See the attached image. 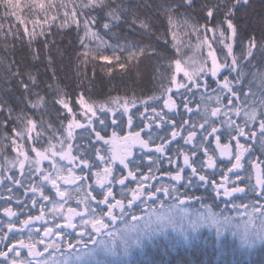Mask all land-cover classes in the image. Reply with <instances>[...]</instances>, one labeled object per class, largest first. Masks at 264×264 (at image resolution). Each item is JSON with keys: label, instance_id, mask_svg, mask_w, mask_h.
<instances>
[{"label": "snow or ice", "instance_id": "obj_1", "mask_svg": "<svg viewBox=\"0 0 264 264\" xmlns=\"http://www.w3.org/2000/svg\"><path fill=\"white\" fill-rule=\"evenodd\" d=\"M250 5L251 0H217L215 4L200 6L207 19L204 24L192 25V34L198 35V28H203L205 32L211 31L213 34L218 32L219 42L224 45L228 53L222 62L214 52L209 51L211 67H208L205 61L201 67L193 71L187 67L188 61L179 58V49H177V57L167 64L165 79L170 82L166 91L171 93L173 85L177 90L185 89L188 92H191L192 87L211 90L216 104L212 107L210 115L215 118L224 117L220 122V128L207 115L199 124L193 121L191 116L193 109L187 99L184 108L189 116L183 119L181 124H177L175 119L168 117L166 113L158 112L155 107H151V111L156 114L155 117L149 116L147 118L149 122L144 123L138 131L131 130L133 116L129 114L127 101L120 116L116 115L118 109L107 105L99 106L100 113H112L111 124L114 126L119 123L122 128L123 116L127 115L130 131L124 138L131 139L133 145H138L149 153L157 154L155 158L152 155L147 157L149 160V164L146 165L147 172L141 170L139 162L135 169L130 166L132 161L128 157L134 156L132 152L119 158L113 156L109 160L103 154L102 147H96V142L108 143L101 134L102 130L108 127L106 123L108 116H101L95 111V105L86 103L83 93L76 99L75 104L85 110L80 115L85 117L87 124L76 118V112L67 94L57 89L54 102L61 108L67 109L68 116L72 119L68 117L60 119L61 127L55 129L59 135H50L47 146L43 140L44 129L38 128L33 116L26 115L23 108L17 111L7 102L0 101V129H3V136L0 138L2 145L0 185L7 179L10 182L7 191L10 194L14 191L11 185H16L17 189L24 188L25 199L22 201L17 195L15 197L17 205L24 204L27 207L29 191L34 194L31 198L33 207L40 203L35 198L36 193H39L43 201L51 203V207L41 204L39 215L29 214L27 219L20 221L22 227L19 228H16L15 221L11 219L17 216V211L12 207L3 208V213L9 217V220L6 223L0 222V244L3 245L0 247V264H129L133 250L142 249L146 243H151L158 237L170 240L169 231L182 237L185 242L201 229H207L210 232L214 231L217 239L225 233H230L231 236L238 238L241 248L250 249L257 244H264V67L256 68L254 63L257 59L264 61V32L259 39L255 33H252L246 41H242L243 51L240 57L234 52L235 38L239 34L235 24L236 12ZM182 6L193 10L196 7L194 0H180V3L161 0L155 8L158 15H166L171 27L179 15L186 17L185 23L190 19L186 13L178 15V9ZM143 7L151 9L153 5L148 0H144ZM24 8L35 13L37 19L24 17L21 14ZM41 12L44 14L45 23L48 19L57 21L60 13L63 12L64 19L59 26L70 27V21L75 24L85 59L91 52L89 40L98 38V32L95 30L98 24H101L107 32H111L120 24H125L129 28L135 25L144 31L152 30L151 18H140L135 8L131 10L129 20V6L124 0H59V3L56 0H48L47 3L44 0H29L24 4H21L20 0H0V15L4 18L12 17L18 24L24 26V36L28 37L29 50L35 53L34 60L40 58L38 50L32 47L36 33L33 29L29 34L27 23L31 21L34 26L39 24L38 16ZM49 13L55 14L49 16ZM220 13L223 14V20H217L215 26H211L213 18ZM224 25L227 26V31ZM4 28L5 20H0V35H3L5 40L9 36L17 40L23 39L18 29L15 33L12 32L11 22L8 23L6 32ZM40 35L45 37L44 48L48 50L49 43L43 29ZM124 50L121 48V51ZM148 51L147 47H140L138 51L129 50V60ZM151 51L155 52L156 49ZM96 58V55H92L93 60ZM99 58L111 63L108 56L101 55ZM229 58H231L230 64ZM47 59L51 66V57L48 56ZM115 59L119 61L120 56H115ZM14 64L15 61L9 63L6 57H0V69L5 70L4 79L6 80L8 75L16 78L24 91L27 106L33 110H41L46 99L40 93L33 91L38 86L37 77L31 72L22 74L19 67L13 71ZM246 65L256 70L249 73ZM120 66L124 67L123 64ZM225 71L227 74H224ZM181 73L184 79L178 80ZM209 74L216 88L211 87ZM25 75L30 83L25 81ZM53 78H55L54 72ZM185 80L187 83L184 82ZM48 87L51 88V84ZM161 89L162 92L165 90L163 83ZM241 96L244 97L243 100ZM211 98L210 96L209 99ZM157 99L164 97L162 94L149 96L140 103L145 105L147 111L150 107L148 101ZM113 103L116 101L114 100ZM135 103L136 101L133 100L131 106L135 107ZM164 104L169 111L177 107L171 96L164 99ZM204 112L207 113V108ZM89 113L91 115H88ZM62 115L57 110V116ZM141 116L143 117L142 113ZM65 120H67L66 129H64ZM97 121L102 126L101 129L96 127ZM165 122L172 126L170 138L157 134L154 140L151 131L153 124L156 128H160ZM43 123L42 117L40 124ZM9 124H11V133L8 131ZM48 124L49 129L54 128L50 119ZM207 125L211 126L210 130ZM224 127L227 128V133L221 131ZM77 128L84 130L78 135L87 134L90 140H93L94 135L91 147L95 148L96 160L103 165L102 177L99 170L93 171L94 167L99 169V165H95L90 159V149L82 151L79 156L72 151L70 141L74 138V131ZM197 128L200 129L199 132ZM145 129L148 131L145 132ZM112 135L114 137L117 135L115 127ZM225 135L229 138L227 143L223 142ZM178 138L183 140V146L175 150L170 149V145L177 142ZM9 141L12 152L16 153L15 157H10L6 151ZM232 141H235L234 146ZM249 141L251 143H248ZM213 142L215 148L212 147ZM66 144L67 150H65ZM257 145L260 148V155L253 160L251 157ZM29 146L31 152L28 150ZM217 152L221 160L227 158V165L220 173L216 172ZM56 157H59V160L55 159ZM45 161L49 162L51 170L42 166ZM60 161H67L69 165L67 175L63 174L65 165L60 164ZM117 161L123 170L127 171V175H123V172L120 175L114 174L113 169ZM165 162L168 168L161 170ZM153 165H158L155 171ZM248 165L253 171L259 169L255 184L251 183V175L247 177L248 183L245 184L243 173ZM78 166L80 174H74L73 169ZM13 170H18L20 178H17ZM186 170H190L187 176ZM137 172L140 173L139 176ZM217 175H220L221 183H217L215 179ZM32 177H38L41 182H35ZM92 177H96L94 182L100 189L99 193L92 187ZM161 177H165L166 182L161 180ZM129 179L135 182V187L126 183ZM194 180L201 183L197 185ZM182 182L185 189L201 186L207 190L211 185L213 203L219 210H213L212 204L204 203L202 196L190 195L187 191L181 193L177 185ZM61 183L75 185L77 195L73 196L68 190L62 189ZM85 183L88 184V190L81 198L82 185ZM46 184H50L55 190V198L45 192ZM117 184L121 186L119 197L116 196L115 190ZM3 198L0 196V199ZM7 199L12 200L13 196L9 195ZM73 200L75 206L71 203ZM194 202H198L203 211H190L189 207ZM220 204H223L222 208L219 207ZM39 221H43V225L34 223ZM4 227L7 228V232L2 231ZM25 228H28V239L13 241L9 233H13L14 230L23 233ZM33 231L39 238H33ZM41 245L43 247H40Z\"/></svg>", "mask_w": 264, "mask_h": 264}, {"label": "trees", "instance_id": "obj_2", "mask_svg": "<svg viewBox=\"0 0 264 264\" xmlns=\"http://www.w3.org/2000/svg\"><path fill=\"white\" fill-rule=\"evenodd\" d=\"M26 2H29V0H20L21 4ZM44 2L47 3L48 0H44ZM56 2L59 3V0H56ZM124 2L129 6V20L131 19V10L135 8L140 18H151L152 30L144 31L135 25L129 28L125 24H120L111 32H107L103 29L101 24H98L95 26V30L98 32V38L89 40L91 52L86 59L82 55L84 49L79 42L75 24L70 21V27L61 28L59 26L64 19L63 12L60 13L57 21L48 19L47 23H45L44 14L41 12L38 16L40 21L39 24L34 26L31 21L27 23L29 34L35 29L36 36L32 41V47L39 52L40 58L38 60L33 59L35 53L29 50L28 37L24 36V26L18 24L12 17L4 18L0 15V20H5V32L8 29V23L11 22L13 25L12 32L15 33L18 29L19 35L23 37V39L17 40L13 36H9L7 40H5L4 36L0 35V57H6L9 63L15 61L13 71H15L16 67H19L22 74L31 72L35 75L37 77L38 86L33 89V91L43 95L46 99V103L39 111L28 107L23 89L17 83L16 78L11 77V75H8L6 80L4 79V69H0V101L7 102L8 105L17 111L23 108L26 115L33 116L37 121L38 128L43 127L44 129L43 140L45 146H47L50 135H59V133L55 132V129L61 127L60 119H63V117L72 119V117L68 116L67 109L61 108L59 104L54 102L57 89L67 94V98L70 99V104L74 107L76 112V118L80 122L87 124L85 117L80 115V113L85 110L75 104L76 99L83 93L86 103L95 105V111L101 116H108L106 121L108 127L101 132L108 140V143L104 144L103 141H99L96 142V147H102L103 154L109 160H111L113 156L119 158L132 152L134 156L128 157V159L132 161L130 166L135 169L137 162H139L141 170L147 172L148 169L146 165L149 164L147 157L152 155L155 158L157 154L149 153L147 150L141 149L138 145H133L131 139L124 138L130 131L127 123V115L123 116L122 128L119 126V123L114 126L111 124L113 118L112 113H100L99 106L107 105L113 109H118L116 115L120 116L123 113V105L125 101H127L129 105V114L133 116V128L131 130L138 131L143 127L144 123L149 122L147 119L149 116L155 117L156 114L151 111V107H155L158 112L166 113L168 117L174 118L177 124H181L182 120L187 119L189 116V113L184 108V103L187 99L189 101V106L193 109L191 114L193 121L199 124L202 122L204 116L207 115L208 118L214 120L216 126L220 128V122L224 117L215 118L210 115L212 107L216 104L215 97L212 95L211 90L206 91L203 87L199 89L192 87L191 92H188L185 91V89L177 90L173 85L172 92L168 93L166 87L170 81L165 79V73L168 62L178 55L177 49H179V58L188 61L187 67L193 71L201 67L205 61L208 67H211V57L208 55L209 51L214 52L221 62L228 56V53L224 45L219 42L220 36L218 32L213 34L211 31L205 32L203 28H198L197 31L199 34H192V25L204 24L207 19L205 13L201 11L200 6L203 4H215L217 0H194V4L196 5L194 10L185 9L182 6L178 9V15L179 13H186V16L190 19L185 23L186 17L184 15H179V18L174 21L171 27L168 24L166 15L157 14L155 6L158 5L161 0H148V2L153 5L151 9L143 7L144 0H124ZM164 2L180 3V0H164ZM21 14L24 17L37 19V15L30 12L27 8L22 9ZM53 14L55 13H49V16ZM217 20H223L222 13L213 18L211 26H215ZM235 24L239 34L235 38L234 52L240 57L243 51L242 41H246L248 36L252 33H255L256 37L259 39L261 33L264 32V3H262V0H251V5L249 7L246 9H239L235 15ZM224 28L225 31H227L226 25H224ZM42 29L49 43L48 50L44 48L45 37L40 35ZM80 34H83L82 31ZM13 45H15V47H13ZM209 45H211V48H209ZM140 47H147L149 51L129 60V50L138 51ZM121 48L125 50L121 51ZM151 49H156V51L153 52ZM92 55H96L97 58L93 60ZM101 55L108 56L111 63L101 60L99 58ZM117 55L120 56L119 61L115 59ZM48 56L52 59L51 66L48 63ZM228 63H231V58L228 59ZM254 63L256 68L264 67V61L257 59ZM121 64H123L124 67H121ZM256 68H250L246 65V69L249 73L255 71ZM53 72L55 73V78H53ZM224 74H227V72L225 71ZM168 75H170V73ZM24 78L26 82H29L26 75ZM183 79V74L181 73L178 76V80ZM208 80L211 83V87L216 88L210 74L208 75ZM184 82L187 83L186 80ZM201 82L203 83L202 79ZM162 83L165 86L163 92L161 89ZM49 84H51V88L48 87ZM161 94L164 99L171 96L177 107L169 111L168 108L165 107L164 99H157L149 100L148 104L150 107L145 111V105L141 104L140 101L149 96ZM29 95H31V93H29ZM210 96L212 97L211 99H209ZM32 98L35 100V96ZM243 99L244 97L241 96V100ZM114 100L116 103H113ZM133 100L136 101L135 107L131 106ZM224 103H227L226 100ZM197 105H199V109H197ZM205 108H207V113L204 112ZM57 110L63 114L61 117L57 116ZM88 115H91V113ZM42 117L44 123L41 125L40 121ZM233 118L235 119V117ZM49 119L52 125H54L53 129H49ZM96 127L98 129L102 128L98 121ZM114 127L117 130V135L115 137L112 135ZM171 127L172 126L166 122L162 124L160 128H156L153 124L151 131L153 132L154 140L157 134L170 138ZM206 127H209L210 130L211 126L207 125ZM66 128L67 120L64 121V129ZM8 131L11 133V124L8 126ZM83 131L84 130L81 128L75 129L74 138L70 141L72 144V151L79 156L82 151L90 149V159L95 162V165H99V169L94 167L93 171L99 170L102 177L103 165L99 160H96L95 148L91 147L94 135L93 140H90L87 134L78 135L79 133H83ZM147 131L148 129H145V132ZM197 131L199 132L200 129L197 128ZM221 131L227 133V128H221ZM64 135L66 137V131ZM2 136L3 129H0V138H2ZM33 136H35V132H33ZM228 139V136L225 135L223 142L227 143ZM241 140L243 142V138H241ZM156 142L159 141L156 140ZM115 143H123L125 145L122 151L123 153L115 155L117 152V147L114 145ZM231 143L233 146L235 145V141ZM248 143H251V141ZM8 145L9 146L6 148L8 155L10 157H15L16 153L12 152L10 141ZM179 146H183V140L178 138L177 142H173L170 145V149L175 150ZM0 147H2V145H0ZM212 147L215 148L214 142ZM57 148H59L58 143ZM28 150L31 152L30 146ZM65 150H67V144L65 145ZM31 155L35 156L34 153H31ZM259 155L260 148L257 145L251 159L255 160ZM216 156L218 160L216 172L220 173L221 169L227 165V158L225 157L221 160L218 152ZM55 159L59 160V157ZM59 163L65 165L63 174L67 175V167H69L67 161H60ZM180 163L182 164V158ZM42 166L51 170V165L48 161H45ZM157 167L158 165H153L154 171ZM167 168L168 165L165 162L161 170H167ZM113 170L115 175H120L121 172H123V175H127V171L123 170L118 161L114 165ZM172 170L175 171V169ZM205 170L209 172L212 171L209 169ZM13 171L17 178H20L18 170ZM73 172L74 174H80V167L78 166L73 169ZM189 172L190 170H186L185 175L187 176ZM258 173L259 169L253 171L251 166L248 165L243 173L245 176V184L248 183L247 177L249 175L252 177L251 183L255 184ZM137 175L139 176L140 173L137 172ZM89 176H91V173H89ZM32 179L37 183L41 182L38 177H32ZM95 179L96 177H92V187L99 193L100 189L95 184ZM160 179L166 182L165 177H161ZM215 179L217 183L222 182L220 175H217ZM194 182L197 185L201 183L198 180H194ZM126 183L135 187V182L130 179ZM153 183H155V181H153ZM183 184L184 182L177 185L181 193L187 191L190 195L202 196L204 197V203L212 204L213 210H219L216 204L213 203L214 197L211 191V185H209L206 190L205 187L201 186L185 189ZM9 185L10 182L7 181V179H5L4 184L0 185V196L4 197L0 199V222L6 223L9 220V217L3 213V208L5 207H12L14 211H17V216L11 218L15 221L16 228L22 227L20 221L27 219L29 214L39 215L41 204L51 207V203L43 201L39 193L35 194V198L40 203L33 207L31 198L34 194L30 191L28 192L27 207H25L24 204L17 205L15 202V197L17 195L22 201L25 199L24 188L17 189L16 185H11L14 191L10 194L7 191ZM61 187L62 189L68 190L73 196L77 195L75 192V185L61 183ZM120 188V185H115L117 197L120 196ZM82 189L83 191L80 194L81 198H83V194L87 192L88 184L85 183L82 185ZM45 192L50 193L51 196L55 198V190L52 189L50 184L45 185ZM9 195L13 196L12 200L7 199ZM221 199H223V197H221ZM71 203L75 206L74 200ZM219 207L222 208L223 204H220ZM189 210L203 211L198 202H194V204L189 207ZM34 223L43 225V221ZM2 231L7 232V228L4 227ZM9 235L12 237L13 241L21 238L27 240L29 237L28 228H25L23 233L14 230L13 233H9ZM32 236L34 239L39 238L34 231ZM168 236L170 240L159 237L154 239L151 243H146L142 249H135L129 258V264H264V244H257L250 249L241 248L236 237L232 239L229 234H225L223 237L217 239L214 232L208 231L198 232L196 235L191 236L187 242H185L183 238L173 234H168ZM2 246L3 245L0 244V247ZM24 251L26 252V250ZM23 258L24 257H22V259Z\"/></svg>", "mask_w": 264, "mask_h": 264}, {"label": "rangeland", "instance_id": "obj_3", "mask_svg": "<svg viewBox=\"0 0 264 264\" xmlns=\"http://www.w3.org/2000/svg\"><path fill=\"white\" fill-rule=\"evenodd\" d=\"M114 145H116V147H117V152L115 153V155H117V154H119V153H123L122 151H123V149L125 148V145L123 144V143H115ZM201 231H208L207 229H201L199 232H201ZM208 232H210V231H208ZM211 232H214V231H211ZM215 233V232H214ZM168 234H173V235H175V236H178L177 234H175V233H172L171 231H169V233ZM197 234V233H196ZM196 234H193L192 236H194V235H196ZM225 234H229L230 236H231V234L230 233H225ZM224 234V235H225ZM223 235V236H224ZM222 236V237H223ZM159 238V237H158ZM182 238V237H181ZM230 238H234L233 236H231ZM156 239V238H155ZM238 239V238H237ZM42 246V245H41ZM43 247V246H42ZM134 251V250H133ZM21 259H22V257H21Z\"/></svg>", "mask_w": 264, "mask_h": 264}]
</instances>
